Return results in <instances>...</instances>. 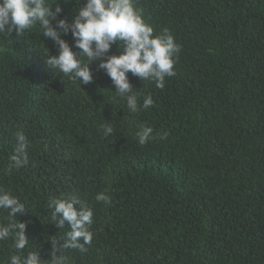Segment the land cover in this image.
<instances>
[{
	"label": "trees",
	"instance_id": "16d2710c",
	"mask_svg": "<svg viewBox=\"0 0 264 264\" xmlns=\"http://www.w3.org/2000/svg\"><path fill=\"white\" fill-rule=\"evenodd\" d=\"M59 2L57 18L71 20L79 0ZM135 4L155 33L168 29L182 46L163 89L128 74L137 113L99 61L81 88L54 73L44 57L58 48L39 26L0 35V188L26 204L17 219L45 259V236L70 230L48 222L47 201L76 195L93 211V237L86 251H65L69 264H264V0ZM63 38L74 44L70 32ZM140 124L154 129L144 145ZM19 130L28 162L8 174ZM105 190L110 204L95 199ZM8 219L0 209V223ZM12 243L0 241V264Z\"/></svg>",
	"mask_w": 264,
	"mask_h": 264
},
{
	"label": "clouds",
	"instance_id": "9594fccd",
	"mask_svg": "<svg viewBox=\"0 0 264 264\" xmlns=\"http://www.w3.org/2000/svg\"><path fill=\"white\" fill-rule=\"evenodd\" d=\"M62 11L59 0L51 3L49 0H0V35L10 36L13 31L24 34L26 30L39 26L42 35L50 38L58 48L56 55H49L47 49L44 57L47 66L54 73L78 81L80 88L81 84L92 83L91 65L99 61V69L111 78L115 93L126 100L131 113L139 112L141 106L129 73L140 81L154 82L160 89L164 88L166 77L176 75L174 65L182 46L168 29L155 33L135 0H84L83 4L79 0V7L74 10L71 20L66 15L57 18ZM69 32L74 44L63 38ZM113 43L118 44L119 54H110ZM153 103L150 95L145 96L142 107L148 109ZM101 131L107 137L114 128L111 123H105L101 125ZM153 132L152 126L140 124L135 136L139 144L144 145L153 138ZM166 135V132L162 133L161 138ZM15 137L16 146L5 169L8 174L28 162L29 141L25 132L19 130ZM95 199L111 203L107 190L97 193ZM47 208L51 214L48 222L59 229L65 225L70 229L61 239H57V235L45 236V240L51 243L49 259L42 258L39 249L30 247L27 222L17 219L18 214L28 212L26 204L13 193L0 188V209L8 210L9 217L6 224L0 223V241L11 239L15 250L6 264H69L65 255L67 249L86 251L85 246L92 242L93 237L92 209L76 195L53 196L48 199Z\"/></svg>",
	"mask_w": 264,
	"mask_h": 264
}]
</instances>
